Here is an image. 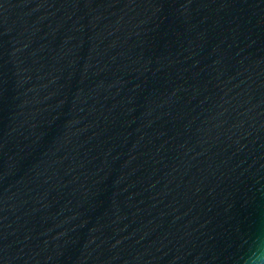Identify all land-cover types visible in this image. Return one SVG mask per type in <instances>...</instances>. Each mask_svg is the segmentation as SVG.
Here are the masks:
<instances>
[{"label": "water", "instance_id": "1", "mask_svg": "<svg viewBox=\"0 0 264 264\" xmlns=\"http://www.w3.org/2000/svg\"><path fill=\"white\" fill-rule=\"evenodd\" d=\"M264 259V0H0V264Z\"/></svg>", "mask_w": 264, "mask_h": 264}, {"label": "clouds", "instance_id": "2", "mask_svg": "<svg viewBox=\"0 0 264 264\" xmlns=\"http://www.w3.org/2000/svg\"><path fill=\"white\" fill-rule=\"evenodd\" d=\"M245 264H264V259L260 258L258 238L249 245L248 250L241 257Z\"/></svg>", "mask_w": 264, "mask_h": 264}]
</instances>
